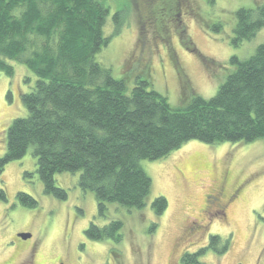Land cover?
I'll list each match as a JSON object with an SVG mask.
<instances>
[{
	"label": "rangeland",
	"instance_id": "1",
	"mask_svg": "<svg viewBox=\"0 0 264 264\" xmlns=\"http://www.w3.org/2000/svg\"><path fill=\"white\" fill-rule=\"evenodd\" d=\"M159 1L102 0L109 11L104 33L111 39L97 61L115 79L125 80L127 93L141 76L172 109H185L194 96L208 100L216 93L236 67L231 57L244 60L264 43L262 29L250 41L232 44L235 12L264 0H174L167 3L174 7L169 16ZM7 63L13 75L0 73V157L6 151V129L27 114L21 95L35 82L23 64ZM32 151L7 163L0 176L7 195L0 201V264H26L28 248L33 249L32 264H187L185 254L203 249L198 264H264V139L217 145L192 140L161 160H142L151 180L144 207L128 210L108 203L104 216L97 213L93 192L80 189V172L54 176L66 191L65 200L45 194ZM24 172L32 176L25 178ZM218 185L233 197L226 217L218 213L219 206L204 205ZM17 192L32 196L37 205L20 204ZM157 196L167 201L160 215L151 207ZM114 219L122 222L119 243L84 235L91 222L102 227ZM19 233L31 237L23 240ZM212 236L220 240L211 245Z\"/></svg>",
	"mask_w": 264,
	"mask_h": 264
},
{
	"label": "trees",
	"instance_id": "2",
	"mask_svg": "<svg viewBox=\"0 0 264 264\" xmlns=\"http://www.w3.org/2000/svg\"><path fill=\"white\" fill-rule=\"evenodd\" d=\"M170 1L176 0L159 1L162 10ZM167 8L164 16L174 7ZM108 13L102 0H0V73L11 77L13 67L7 61L15 60L35 76L33 87L21 95L26 116L6 129L0 176L7 163L32 147L44 193L65 200L66 191L54 176L80 172L78 185L93 192L99 216L108 203L128 210L144 207L151 180L142 160H161L192 140L217 145L264 139V43L244 60L229 59L236 67L211 98L194 96L188 107L175 110L149 80L139 76L127 93L125 80L115 79L97 61L111 39L104 33ZM262 29L264 2L240 8L232 44L248 42ZM15 197L24 206L37 205L24 192ZM6 198L0 187V201ZM151 207L160 215L167 201L157 196ZM121 228L117 219L102 227L91 222L84 235L119 243ZM219 240L212 236L210 244ZM204 250L185 254L183 263L198 264L196 256Z\"/></svg>",
	"mask_w": 264,
	"mask_h": 264
},
{
	"label": "flooded vegetation",
	"instance_id": "3",
	"mask_svg": "<svg viewBox=\"0 0 264 264\" xmlns=\"http://www.w3.org/2000/svg\"><path fill=\"white\" fill-rule=\"evenodd\" d=\"M178 16L179 15H177V17ZM213 190H214L213 192H210L209 194L206 195L204 205L206 207H209V206H212V207L216 206L217 207V206H219L220 210L218 211V213L222 217H226V214H225L226 208H228V206L233 202V197L225 194L224 189H223V185L222 186L218 185ZM29 249L30 248H28L26 251L28 254V258H27L28 261H26V264H32L31 253H32L33 249L32 250H29ZM2 264H9V263H8V261H5Z\"/></svg>",
	"mask_w": 264,
	"mask_h": 264
},
{
	"label": "water",
	"instance_id": "4",
	"mask_svg": "<svg viewBox=\"0 0 264 264\" xmlns=\"http://www.w3.org/2000/svg\"><path fill=\"white\" fill-rule=\"evenodd\" d=\"M17 236L23 240H26V239L31 237V235L29 233H19Z\"/></svg>",
	"mask_w": 264,
	"mask_h": 264
}]
</instances>
